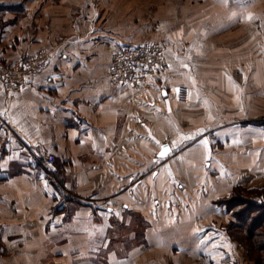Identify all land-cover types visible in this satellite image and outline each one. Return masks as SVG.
Returning a JSON list of instances; mask_svg holds the SVG:
<instances>
[{
    "label": "crops",
    "instance_id": "obj_1",
    "mask_svg": "<svg viewBox=\"0 0 264 264\" xmlns=\"http://www.w3.org/2000/svg\"><path fill=\"white\" fill-rule=\"evenodd\" d=\"M108 3L0 0L9 21L0 55H49L14 98L0 83V264H240L217 199L260 183L248 138L264 129L242 123L243 104L214 126L200 120L195 95L185 107L156 80L138 97L110 83L113 47L133 39L119 19L104 22ZM212 129L222 141L205 144Z\"/></svg>",
    "mask_w": 264,
    "mask_h": 264
},
{
    "label": "rangeland",
    "instance_id": "obj_2",
    "mask_svg": "<svg viewBox=\"0 0 264 264\" xmlns=\"http://www.w3.org/2000/svg\"><path fill=\"white\" fill-rule=\"evenodd\" d=\"M108 2V7L101 8L105 16L112 19L104 22L113 25L114 19H119L121 37L124 35L127 39H133V42L115 45L113 51L127 45H163L165 65L154 82H160L164 89L169 90L176 103L190 107L191 97L197 96L201 107L200 120L203 124L211 123L214 126L232 120L230 114H226L228 110L225 113L226 106L234 110L243 104L246 105L245 115L248 119L242 123L264 129V0ZM249 16L251 19H248ZM4 22L1 32L9 23ZM188 121H192L191 113L186 115ZM186 129L190 131L193 128ZM206 132L203 141L211 140L215 144L222 141L223 132L220 129ZM199 138L189 142H198ZM248 139L249 147L258 145L252 152L258 155V163L264 167V132L250 135ZM227 154L230 155L228 160L236 161L235 153H232L233 156L230 152ZM249 163L248 158L246 164ZM258 175L260 183L248 185L242 181L233 188L242 185L262 189L264 174L259 171ZM233 213L229 211L225 236L236 243L240 264H255L244 243L246 232L232 229L229 225V221L235 219ZM190 261L185 264H214L207 259Z\"/></svg>",
    "mask_w": 264,
    "mask_h": 264
},
{
    "label": "built area",
    "instance_id": "obj_3",
    "mask_svg": "<svg viewBox=\"0 0 264 264\" xmlns=\"http://www.w3.org/2000/svg\"><path fill=\"white\" fill-rule=\"evenodd\" d=\"M48 60L49 55L41 51L15 61H7L0 55V83L7 97L14 98L34 75L46 68ZM164 61V47L159 43L119 46L111 56L108 80L113 85H128L138 97L154 86V78L164 67ZM40 161L45 170H53L55 155H42Z\"/></svg>",
    "mask_w": 264,
    "mask_h": 264
},
{
    "label": "trees",
    "instance_id": "obj_4",
    "mask_svg": "<svg viewBox=\"0 0 264 264\" xmlns=\"http://www.w3.org/2000/svg\"><path fill=\"white\" fill-rule=\"evenodd\" d=\"M6 9L0 4V29L5 23L3 14ZM217 203L224 204L228 211L234 212L235 219L229 221L230 227L246 232L244 243L255 264H264V187L258 189L236 185L229 196L217 199Z\"/></svg>",
    "mask_w": 264,
    "mask_h": 264
},
{
    "label": "snow or ice",
    "instance_id": "obj_5",
    "mask_svg": "<svg viewBox=\"0 0 264 264\" xmlns=\"http://www.w3.org/2000/svg\"><path fill=\"white\" fill-rule=\"evenodd\" d=\"M223 2H227V0H223ZM248 19H251V16L248 17ZM205 144H207V142L205 141ZM169 149L168 148H164L163 151L160 153L161 156H164L168 153Z\"/></svg>",
    "mask_w": 264,
    "mask_h": 264
},
{
    "label": "water",
    "instance_id": "obj_6",
    "mask_svg": "<svg viewBox=\"0 0 264 264\" xmlns=\"http://www.w3.org/2000/svg\"><path fill=\"white\" fill-rule=\"evenodd\" d=\"M164 148H169V146L166 145V146H164Z\"/></svg>",
    "mask_w": 264,
    "mask_h": 264
}]
</instances>
